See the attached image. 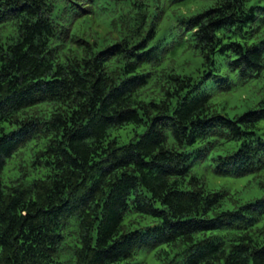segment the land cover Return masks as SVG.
<instances>
[{
	"label": "trees",
	"instance_id": "16d2710c",
	"mask_svg": "<svg viewBox=\"0 0 264 264\" xmlns=\"http://www.w3.org/2000/svg\"><path fill=\"white\" fill-rule=\"evenodd\" d=\"M244 87L247 110L216 107ZM128 125L145 128L112 137ZM207 160L264 171V0H0V264L159 247L165 264H264V196L210 189Z\"/></svg>",
	"mask_w": 264,
	"mask_h": 264
},
{
	"label": "rangeland",
	"instance_id": "374dc122",
	"mask_svg": "<svg viewBox=\"0 0 264 264\" xmlns=\"http://www.w3.org/2000/svg\"><path fill=\"white\" fill-rule=\"evenodd\" d=\"M252 94L253 91L247 87L235 92L216 91L213 101L218 109L234 116L248 109L244 101L246 97H250ZM144 128L141 126L135 129L133 125H128L125 128L112 129L111 135L112 137L116 136L120 143H125L132 139L136 130L141 133L144 131ZM32 159L33 151L29 147L20 149L13 157L7 160L2 174L3 181L8 183L11 178L18 177L22 172L21 167L30 165ZM193 168L194 172L205 178L206 184L210 189L220 190L224 188L232 193L235 198L239 199L240 202H248L257 197L264 196V185H260V178H264V171L257 177L254 174L242 177L219 175L213 169L214 162L211 163L210 160L198 163ZM35 175L36 173L32 172L29 178L31 179ZM224 206L234 207L230 200H226ZM129 218H136V215L126 218L125 221L129 222ZM140 220L143 224L149 221L142 218ZM135 226H138V224L136 223ZM161 248L140 249L135 257V261L141 264H165L166 260L170 256H173L174 253L167 255L165 252H161Z\"/></svg>",
	"mask_w": 264,
	"mask_h": 264
}]
</instances>
